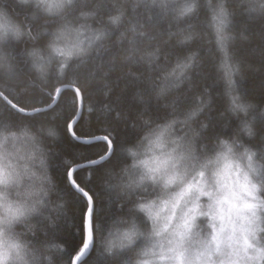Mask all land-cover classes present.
Masks as SVG:
<instances>
[{
    "label": "snow or ice",
    "instance_id": "6c2138e0",
    "mask_svg": "<svg viewBox=\"0 0 264 264\" xmlns=\"http://www.w3.org/2000/svg\"><path fill=\"white\" fill-rule=\"evenodd\" d=\"M201 7L200 0H0V147L9 141L31 144L26 155L19 150L0 151V264H52L47 253L53 247L61 264H89L93 251L97 252L93 264H264V111L258 121L246 119L251 106L242 102L241 84L235 79L240 70L229 50L233 39L229 26L238 25L240 38L248 40L250 25L257 21L260 30L251 35L264 46V0H240L238 5L210 0L208 4L227 108L213 115L205 89L196 94L199 102L183 120L153 127L158 120L168 119L167 114L154 116L152 109H159L162 99L167 101L170 89L186 80L189 91L196 87L189 73L198 66L197 56L181 59L182 50L170 42L177 36L182 37L179 45L193 39L191 21ZM162 21L169 23L168 40L156 31ZM173 22L188 27L173 32ZM106 40L125 49L121 63L146 67L119 77L117 87L120 79L125 86L118 94L111 87L104 93L107 103L96 115L99 132L77 131L82 121H90L84 112L80 68L92 59L93 51L100 54ZM144 41H157V47L137 59V45ZM173 56L176 64L167 71L160 58L167 65ZM116 61L113 57V66ZM161 71L164 75L158 80ZM129 85L138 88L130 102ZM259 87L264 91V80ZM62 93L73 95L65 99ZM33 96L39 99L24 102ZM189 99L185 93L184 101ZM182 103L172 99L163 109L175 114ZM94 111L92 106L87 109L89 114ZM229 113L237 118L243 113L245 119L232 138L222 139L214 129L231 118ZM48 117L61 121L77 147L99 148L94 156L81 153L79 159L63 161L67 194L79 202L80 211V240L71 251L37 237L38 230L47 237L49 229L54 234L59 227L58 217L39 219L47 196L44 184L51 181L32 171L37 161L45 167L37 138L26 128L19 133L12 130L17 122ZM177 125L183 126V135L174 131ZM122 130L136 134L135 143L119 142ZM141 131H145L142 138ZM48 135L55 133L49 129ZM114 160L124 164L119 172L107 167ZM100 170L105 187L115 193V203L122 212L127 209L119 221L123 230L109 232L102 246L97 244L96 198L85 183L91 184ZM79 173L86 175L80 179ZM26 178L33 183L26 184ZM62 208L63 204L57 205ZM18 226L32 232L35 242L22 240L24 233L16 231Z\"/></svg>",
    "mask_w": 264,
    "mask_h": 264
},
{
    "label": "trees",
    "instance_id": "16d2710c",
    "mask_svg": "<svg viewBox=\"0 0 264 264\" xmlns=\"http://www.w3.org/2000/svg\"><path fill=\"white\" fill-rule=\"evenodd\" d=\"M89 3L92 0H88ZM121 3L124 0H120ZM210 0H200L201 10L199 16L194 18L191 23L194 25V37L191 41H188L186 45H179L178 40L182 37H173L171 44L180 48L183 52L181 59L184 56L195 54L198 58V66L194 68L190 73L192 81L196 84V87L189 91L191 85L186 80L179 88H172L167 96V101L161 100V107L157 109L153 106V115L165 116L168 115L167 120H158L157 124L153 127L162 126L165 123H170L173 119L183 120L188 111H190L199 101L196 98L197 93H204L207 89L208 96L211 97L213 115L217 112L224 111L228 104L229 98L226 95V83L223 79V70L219 67L221 63V54L216 45L215 31L212 27V13L211 9L208 7ZM214 2V0H213ZM231 4L238 5L240 0H230ZM143 12V9L140 10ZM240 9L237 8V13ZM131 16V8H129V17ZM241 17L239 14L236 16V20L239 21ZM128 18L125 19L124 26L127 25ZM92 23V21H90ZM94 27L98 26L93 24ZM124 26L121 27V31L124 30ZM187 24H180L177 26L174 22L172 23L171 30L173 32H178L181 28H187ZM260 23L257 21L250 25L249 32L250 38L244 40L240 38L238 25L229 26V34L233 36V39L229 42V50L233 56V62L239 66V75L235 77L240 84L241 88L239 91L243 93L242 102L250 105L249 112L246 119L252 121L255 118L257 121L260 119V113L264 111V91L259 87L262 80H264V57H262V51H264V46L261 45L259 39L251 35L253 32H259ZM169 30V23L167 21H162L157 32L164 33V40H168L167 32ZM115 35H119L116 32ZM157 41H144L138 43L137 59L140 56H146L149 52L155 51L157 47ZM103 48L100 50V54L97 55L96 51L91 53L92 59L80 68V80L81 86L85 90V100H84V112L86 116H90V121H82V127L78 128L77 131H95L99 132L101 129V124L97 122L96 115L100 109H102L107 103V97L104 93L109 87L115 88L116 93H119L121 88L125 86V80L120 79L119 87H117V80L119 77H124L130 70L134 73H138L146 65L143 64H123L120 61V57L124 55L125 49L117 46L114 40H106L103 42ZM161 46H163L161 44ZM117 57L115 66L112 64V58ZM160 64L166 68L167 71H171L172 67L176 64V57L173 56L169 59L167 65H165L163 57L160 58ZM115 68V70L110 71V69ZM27 70H25L26 72ZM33 77L36 75L32 73ZM164 72L161 71L158 74L157 79L162 78ZM2 87V86H0ZM138 88L136 86L129 85L126 98L127 101H131V97ZM187 93L190 97L189 100L184 101V94ZM115 94L113 99H115ZM72 93H62L65 99L69 98ZM29 99L38 100V96H33L31 98L25 97L24 102L27 103ZM172 99H180L182 107L175 114H171L169 109L166 113L163 109V104L165 102H170ZM153 105L155 102L153 101ZM92 106L96 111L89 114L87 109ZM59 111V110H58ZM0 115H2V110H0ZM231 117L222 123H218L214 129L216 134H219L222 139H229L233 137V132L237 129V126L242 120L245 119V115L241 113L239 118L229 113ZM182 125H177L174 131L183 135L180 131ZM193 127H198L197 124H193ZM27 129L32 135L37 138L38 147L43 153L45 159V167L41 168L38 161L35 163V167L32 168L38 176L41 174L46 175L51 183H45L44 188L47 190V196L45 197V207L42 208L43 216L39 219H43L46 216L58 217L57 223L59 227L54 230L49 229L48 235L46 237L43 230H38L37 237L40 241L47 239L49 244L52 245H62L66 246L69 251L74 249L77 242L80 240L79 235V202L71 198L67 194L65 188V175H64V165L63 161H72L74 159H79L80 154L94 156L99 148L89 147L87 149L77 147L76 143L71 140L66 132L65 126L61 121H53L51 117L41 118L38 121H26L24 123L17 122L13 126V131L22 132ZM51 129L55 135L49 136L48 130ZM145 135V131L139 133V137L142 138ZM136 134H130L128 130H122L120 136L118 137L119 142L123 143L126 140H131L133 143L136 141ZM175 138V136H173ZM247 137H244V141ZM243 142V141H242ZM215 143V141H213ZM242 150V149H241ZM127 162L131 164V158H127ZM107 167H115V171L119 172L120 168L124 167L123 163L118 161H113L111 165ZM85 173H79L80 179H83ZM103 175V170L98 171L95 174V179L91 184H87L96 198V205L99 210L96 223L100 226V233L97 237L98 246H102L105 238L109 236V232L115 233L118 229L123 230V225L119 222L121 217L124 216L127 209L122 212L120 206L115 203V193L110 192L105 187V182L101 179ZM26 184L33 183L32 180L25 181ZM38 185V182H37ZM63 204L62 209H57V205ZM35 219V218H34ZM17 232H23L24 235L21 237L29 243H34L37 237L33 236L32 232H28L22 227H17ZM52 261V264H61L60 253L55 247L47 253ZM97 258V252L93 251L91 257H89V264Z\"/></svg>",
    "mask_w": 264,
    "mask_h": 264
},
{
    "label": "clouds",
    "instance_id": "9594fccd",
    "mask_svg": "<svg viewBox=\"0 0 264 264\" xmlns=\"http://www.w3.org/2000/svg\"><path fill=\"white\" fill-rule=\"evenodd\" d=\"M17 150H19L20 152L22 151L26 155L31 151V144L17 142L16 145H13L12 142L9 141L8 144H5L2 147H0V151H4L6 153H15Z\"/></svg>",
    "mask_w": 264,
    "mask_h": 264
},
{
    "label": "rangeland",
    "instance_id": "374dc122",
    "mask_svg": "<svg viewBox=\"0 0 264 264\" xmlns=\"http://www.w3.org/2000/svg\"><path fill=\"white\" fill-rule=\"evenodd\" d=\"M19 133V132H18ZM173 138V137H172ZM21 154H24L22 151H21ZM35 167V164L32 166V168ZM28 180V178H26ZM25 179V181H26Z\"/></svg>",
    "mask_w": 264,
    "mask_h": 264
}]
</instances>
